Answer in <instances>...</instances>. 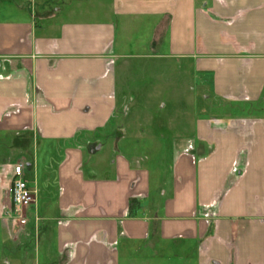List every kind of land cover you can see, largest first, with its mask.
Segmentation results:
<instances>
[{
  "label": "crops",
  "instance_id": "1",
  "mask_svg": "<svg viewBox=\"0 0 264 264\" xmlns=\"http://www.w3.org/2000/svg\"><path fill=\"white\" fill-rule=\"evenodd\" d=\"M130 94L147 106L124 127ZM162 148L164 171L119 152ZM16 163L25 226L8 216ZM11 263L264 264V0H0Z\"/></svg>",
  "mask_w": 264,
  "mask_h": 264
},
{
  "label": "rangeland",
  "instance_id": "2",
  "mask_svg": "<svg viewBox=\"0 0 264 264\" xmlns=\"http://www.w3.org/2000/svg\"><path fill=\"white\" fill-rule=\"evenodd\" d=\"M129 87H132V88H139V89H142V90H148V87H147V84H141V82H139V84H136V85H129ZM176 89V88H175ZM133 97L134 100L132 102V107L130 106V101H123L121 102L120 104V118H118V124H120L121 126L123 125L124 127L128 126L129 124H131V120L133 119L131 116H129L128 114L131 113L130 111V108H132V110H135V109H145V105L147 106V102L146 101H141L142 98L139 97H135L134 95H131L130 94V98ZM139 98V101L135 100ZM165 103V119H168L169 116V113H172L174 111H176V104H178L177 102L175 103L174 101H167V99H164V101H162ZM202 102L205 104V100H202ZM211 101L207 102V104H210L211 106ZM151 104H155L154 101H151ZM210 106L208 105L207 106V110H209ZM205 112H209V111H206ZM160 118V117H159ZM162 119H164L163 117H161ZM160 118V119H161ZM161 119V120H162ZM152 121L151 124L153 122H156L158 123V118L157 117H154V118H151ZM146 123L147 122V118L146 117H143V118H140L139 119V124L140 125H147ZM135 124H136V121H135ZM121 129V128H120ZM145 129V127H144ZM153 135H157V134H153ZM155 137V136H154ZM119 152L122 154V155H125V154H129V155H133L131 154V152L133 153H136L137 157H139V163L140 164H143L144 162L146 163H149V165L151 166H154L156 167V169H158L159 171H164L166 170L167 168V162L170 161V159L172 158L171 156V153L168 151V149L166 150V148H162V149H137V150H131V149H128V150H124V149H119ZM145 155V156H143ZM148 155V156H147ZM140 157L143 158V160L140 159ZM147 158V159H146ZM26 173H28V170H26ZM11 264H14V263H11Z\"/></svg>",
  "mask_w": 264,
  "mask_h": 264
},
{
  "label": "built area",
  "instance_id": "3",
  "mask_svg": "<svg viewBox=\"0 0 264 264\" xmlns=\"http://www.w3.org/2000/svg\"><path fill=\"white\" fill-rule=\"evenodd\" d=\"M24 166L16 163L10 166L11 178L7 188L11 207L8 216L20 226L27 224V210L34 203V193L23 176Z\"/></svg>",
  "mask_w": 264,
  "mask_h": 264
}]
</instances>
